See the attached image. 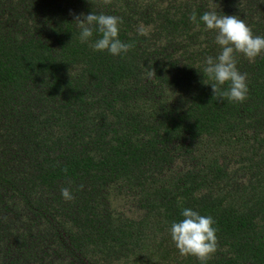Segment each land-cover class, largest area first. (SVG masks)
I'll return each mask as SVG.
<instances>
[{"label":"trees","instance_id":"trees-1","mask_svg":"<svg viewBox=\"0 0 264 264\" xmlns=\"http://www.w3.org/2000/svg\"><path fill=\"white\" fill-rule=\"evenodd\" d=\"M211 10L264 36V0H0V264H201L169 232L184 208L216 221L206 264H264V54H237L246 101L213 98ZM92 11L134 47L81 43Z\"/></svg>","mask_w":264,"mask_h":264},{"label":"clouds","instance_id":"clouds-1","mask_svg":"<svg viewBox=\"0 0 264 264\" xmlns=\"http://www.w3.org/2000/svg\"><path fill=\"white\" fill-rule=\"evenodd\" d=\"M190 19L197 22L195 12ZM200 20L207 30L216 31L215 42L221 48L218 56H208L205 60L204 83L211 85L213 98L243 103L248 98V77L247 73H241L237 67V54H242L250 62L254 61L264 54V36L255 35L252 27L238 15H221L211 10L205 11ZM74 22L80 29L81 43H87L94 35H98L95 42L90 44L96 51L120 55L134 47L119 39L120 25L123 23L121 17L92 11L75 15ZM138 33L144 36L148 34L143 26L138 29ZM208 79L213 83H208ZM226 84L228 87L224 88ZM61 195L65 200L74 198L69 188H62ZM181 215L183 219L172 222L169 229L173 243L182 256H195L201 264H206L219 247L215 219L190 208H184Z\"/></svg>","mask_w":264,"mask_h":264},{"label":"rangeland","instance_id":"rangeland-1","mask_svg":"<svg viewBox=\"0 0 264 264\" xmlns=\"http://www.w3.org/2000/svg\"><path fill=\"white\" fill-rule=\"evenodd\" d=\"M113 205L117 210L126 212L127 214H133L137 212L135 205L127 197H116L113 200Z\"/></svg>","mask_w":264,"mask_h":264}]
</instances>
